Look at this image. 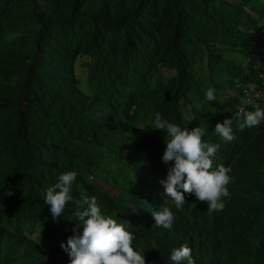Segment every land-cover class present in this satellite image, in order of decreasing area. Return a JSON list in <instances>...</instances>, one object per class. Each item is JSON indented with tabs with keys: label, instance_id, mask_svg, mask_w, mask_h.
<instances>
[{
	"label": "trees",
	"instance_id": "16d2710c",
	"mask_svg": "<svg viewBox=\"0 0 264 264\" xmlns=\"http://www.w3.org/2000/svg\"><path fill=\"white\" fill-rule=\"evenodd\" d=\"M247 99L264 108V0H0V264H71L76 205L54 220L44 202L68 171L74 200L95 196L146 264H173L182 244L195 264H264V121L239 130ZM157 112L220 145L223 211L166 197ZM226 119L231 142L214 132ZM162 206L171 229L154 225Z\"/></svg>",
	"mask_w": 264,
	"mask_h": 264
},
{
	"label": "clouds",
	"instance_id": "9594fccd",
	"mask_svg": "<svg viewBox=\"0 0 264 264\" xmlns=\"http://www.w3.org/2000/svg\"><path fill=\"white\" fill-rule=\"evenodd\" d=\"M205 100H216L214 88L207 89ZM242 103L251 104L253 110L241 108L236 114L242 121L239 130L260 125L264 121V108L251 99L242 100ZM232 120L226 119L215 126L214 132L224 142L235 139ZM152 125L155 130L166 133L163 163L174 162V166L168 170L167 179L160 181L166 197L171 198L179 210L186 203L184 193H194L200 202L207 203L209 214L223 211L226 205L222 197L230 196L228 185L232 177L231 168L222 164L211 170L220 145L204 141L202 138L206 132L200 126L191 131L181 129L163 119L159 112L155 113ZM77 175L75 171L60 174L58 182L46 189L44 197L54 220L62 216L69 202L76 205L73 214L82 222V234L77 231L81 227L77 226L73 230L77 234L68 239L67 245L61 244L71 264H146L144 255L132 246L134 235L125 230L124 223H118L112 216L103 214L95 196L82 195L80 199L74 200L72 185ZM178 189H183V192ZM151 214L155 227L172 228L175 216L169 206H162ZM170 259L173 264H195L192 249L187 244L173 249Z\"/></svg>",
	"mask_w": 264,
	"mask_h": 264
},
{
	"label": "rangeland",
	"instance_id": "374dc122",
	"mask_svg": "<svg viewBox=\"0 0 264 264\" xmlns=\"http://www.w3.org/2000/svg\"><path fill=\"white\" fill-rule=\"evenodd\" d=\"M76 70H77V72H78V75H79L80 72H81V76H80V78L84 76V70H82V69L80 70V67H79V66L76 67ZM81 86L83 87V83L81 84ZM89 180L91 181V180H94V179H93V178H89ZM99 184H100L103 188L108 189L111 193L116 194V191H115L114 189H112L110 186L106 185L104 182H101V181H100Z\"/></svg>",
	"mask_w": 264,
	"mask_h": 264
}]
</instances>
